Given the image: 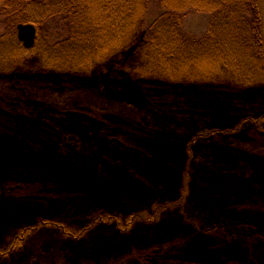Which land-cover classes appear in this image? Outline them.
<instances>
[{"label":"trees","instance_id":"16d2710c","mask_svg":"<svg viewBox=\"0 0 264 264\" xmlns=\"http://www.w3.org/2000/svg\"><path fill=\"white\" fill-rule=\"evenodd\" d=\"M155 1L146 24L154 0H0V209L30 206L0 264H25L42 238L80 253L74 264H264V0ZM200 13L207 30L191 35ZM20 24L37 27L34 49ZM86 127L99 172L51 163L63 134ZM219 138L234 141L197 165ZM242 161L263 174L249 191L231 187ZM192 197L221 214L202 219Z\"/></svg>","mask_w":264,"mask_h":264},{"label":"rangeland","instance_id":"374dc122","mask_svg":"<svg viewBox=\"0 0 264 264\" xmlns=\"http://www.w3.org/2000/svg\"><path fill=\"white\" fill-rule=\"evenodd\" d=\"M206 1L207 0H205L204 2ZM160 12H161V8L157 4V1L154 0L153 5L151 6L150 12L148 14V17L146 19V24L155 21ZM210 20H211V16L204 15L201 13L193 14L191 17L187 19L185 30L191 35L200 36L206 32ZM4 32H5V27L3 26V22L0 19V36ZM106 77L107 75L105 73H102L99 77H97L98 83L101 85ZM137 95L139 96V93H137ZM224 123H226L227 125L229 124L233 125L235 124V120H231L228 117L226 118ZM193 124L191 125L192 127H189L191 130H193L195 127L202 129L210 125L209 122L204 124L202 123L200 125H198L197 122L194 125ZM89 133L90 130L87 127L82 129L76 128L75 130L70 131L69 133L65 132L63 134L61 141L58 143V148L51 156V160H50L51 163L58 165H65L81 173L97 174L99 172L98 170L100 166L99 152L103 151V149L101 147H98L95 142L90 140L88 135ZM251 135H252V131H246L244 134L245 137H249ZM232 141H234V139L228 141L225 138H219L217 140L203 142L196 148L197 162L195 163L199 165L200 155L203 152L213 148L223 147ZM3 146L6 149L7 155H12L13 157L19 156L18 155L19 150L17 151V149L12 147L8 141H5ZM256 167H258L257 164L251 167L249 166L248 163L244 161L240 162L236 168L237 169L236 172L238 173L237 180L235 181V184H232L231 187L235 189L239 187L242 189H248L247 191H249V188L252 189L253 186H255L256 188V186L258 185L257 184L258 177H261V175H263L260 172L262 170H258V168ZM121 170H122L121 172H123L124 169L121 168ZM198 171L199 169L195 171V174ZM123 175L125 176L124 178L115 180V185H116L115 187H117L115 188V190L116 191L120 190V193L121 192L123 193L125 191L128 183L127 174L124 173ZM261 187L263 190L261 193L264 194V185H262ZM192 193L194 197H196L197 193L193 191ZM114 201L125 215L130 214L132 211H134L133 210L134 206L125 203L122 197L120 198L119 196H115ZM191 201L193 205L198 203V208L195 211L201 215V218L202 219L210 218L211 223L214 222V219H216L217 215L221 214L220 210L213 209V205L203 208L202 206H200L201 200H199L200 202L195 201V198L192 197ZM2 208L3 209H0V243L8 242L11 238H13L16 229L15 218L16 220H18V218H20L21 215L23 216V214L25 215L26 213L28 214L30 206L25 205L21 202L14 201V203L12 202L10 203L9 207L3 206ZM239 215H242V211L240 212ZM28 216L30 215L28 214ZM179 223L180 221H178L177 218H174L172 216L167 217L165 221L166 225L179 224ZM42 239L44 240H42L39 244H37V246L38 245L39 246L37 247L36 252L28 253L27 256H23L21 254L22 255L21 258L25 262V264H74L77 257L80 255V253H77L73 249L69 248L67 245L61 243L56 238L55 239L42 238ZM128 264H137V263L130 261Z\"/></svg>","mask_w":264,"mask_h":264},{"label":"water","instance_id":"95a60500","mask_svg":"<svg viewBox=\"0 0 264 264\" xmlns=\"http://www.w3.org/2000/svg\"><path fill=\"white\" fill-rule=\"evenodd\" d=\"M37 34L38 31L34 25L20 24L17 27L18 39L27 50H32L35 47Z\"/></svg>","mask_w":264,"mask_h":264}]
</instances>
